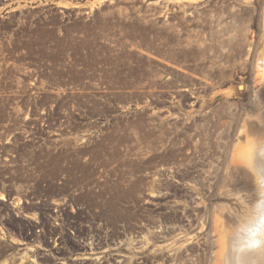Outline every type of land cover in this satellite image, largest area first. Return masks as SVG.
Returning a JSON list of instances; mask_svg holds the SVG:
<instances>
[{
	"label": "rangeland",
	"instance_id": "rangeland-1",
	"mask_svg": "<svg viewBox=\"0 0 264 264\" xmlns=\"http://www.w3.org/2000/svg\"><path fill=\"white\" fill-rule=\"evenodd\" d=\"M46 3L0 0V201L152 200L136 194L157 192L156 176L177 175L156 168L193 170L196 229L148 255L153 264H217L215 219L243 229L261 191L247 160L264 142V0H223L210 32L188 36L201 44L166 51L99 44L113 40L69 12L72 28L49 29ZM182 56L193 60L174 59ZM0 213L12 214L6 203ZM126 254L138 264L145 253Z\"/></svg>",
	"mask_w": 264,
	"mask_h": 264
},
{
	"label": "flooded vegetation",
	"instance_id": "flooded-vegetation-1",
	"mask_svg": "<svg viewBox=\"0 0 264 264\" xmlns=\"http://www.w3.org/2000/svg\"><path fill=\"white\" fill-rule=\"evenodd\" d=\"M19 1L30 0H1L6 7ZM94 1L104 3L92 6ZM174 1L178 4L173 5ZM46 2L49 8L44 18L49 29L72 28L69 25L73 21L68 20L69 15L66 14L69 12L74 15L72 17L76 24L91 21L97 35H110L113 40L106 42L98 39L99 44H140L152 46L159 51L169 50L168 47L174 45L201 44L194 42V39L189 41L188 36L195 35L196 31L202 29L206 35L210 32L211 13L224 11L223 0H216L214 5L212 0H202L204 3L199 6L186 5L177 0ZM57 15L60 25L54 23ZM168 27L171 28L167 29ZM174 59L193 60V57ZM192 98L196 96L192 95ZM156 169L176 172L177 175L156 176L157 192L136 194L139 197L149 196L152 200H33L24 201L23 206L18 208L14 201H0L1 204L6 203L12 212L0 213V264H131L125 258H129L126 253L133 250L145 253L138 264H153L148 255L153 250H149V247L157 242L171 244L180 236L195 230L199 218L193 207L200 203L195 201L198 198L195 195V182L199 173L193 170L180 172L182 168L176 166H161ZM150 177L153 176L149 172L143 174V178ZM150 182L147 179L141 187L144 188ZM117 184H120L118 193L124 198L130 197L127 191L130 184ZM95 192L100 191L97 189ZM76 194L83 195V191ZM107 196H111V193ZM74 203L79 204L77 210L73 208ZM16 208L17 211L14 210Z\"/></svg>",
	"mask_w": 264,
	"mask_h": 264
},
{
	"label": "bare ground",
	"instance_id": "bare-ground-1",
	"mask_svg": "<svg viewBox=\"0 0 264 264\" xmlns=\"http://www.w3.org/2000/svg\"><path fill=\"white\" fill-rule=\"evenodd\" d=\"M259 58L261 60V63H259L261 66L258 67H260L264 79V48L261 50ZM250 149L251 151L247 161L253 170L257 184L261 187L260 192H264V156L261 155L260 151L264 149V142L258 143V145H254ZM0 199L6 200L7 198L5 194H0ZM219 222L222 223V220L216 218L215 230L218 234L217 264H220L221 260H223L224 264H264V248L257 247L260 240L254 239L257 232H252L251 236L253 239L248 241L243 223H241L243 226L239 224L243 229L240 227L236 230H229L225 228V225L223 226L224 222L222 225ZM260 223L264 224V219Z\"/></svg>",
	"mask_w": 264,
	"mask_h": 264
},
{
	"label": "clouds",
	"instance_id": "clouds-1",
	"mask_svg": "<svg viewBox=\"0 0 264 264\" xmlns=\"http://www.w3.org/2000/svg\"><path fill=\"white\" fill-rule=\"evenodd\" d=\"M261 155L264 156V149H261ZM264 219V192L259 193V199L252 205L251 212L246 218L245 222V235L248 238V241L252 240V232H257V235L254 237L255 240H260L257 247L264 248V224H261V220ZM220 264H224L223 260L220 261Z\"/></svg>",
	"mask_w": 264,
	"mask_h": 264
}]
</instances>
